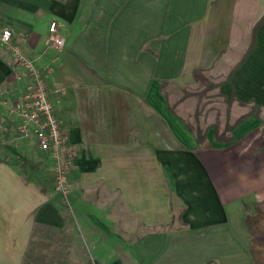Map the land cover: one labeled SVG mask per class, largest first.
<instances>
[{"label": "crops", "instance_id": "crops-1", "mask_svg": "<svg viewBox=\"0 0 264 264\" xmlns=\"http://www.w3.org/2000/svg\"><path fill=\"white\" fill-rule=\"evenodd\" d=\"M262 17L264 0H0L69 163L64 199L49 155L16 131L28 79L0 44V264H254L243 219L264 202ZM202 73L235 119L253 110L230 141L185 91ZM196 108L209 148L187 127Z\"/></svg>", "mask_w": 264, "mask_h": 264}, {"label": "built area", "instance_id": "built-area-1", "mask_svg": "<svg viewBox=\"0 0 264 264\" xmlns=\"http://www.w3.org/2000/svg\"><path fill=\"white\" fill-rule=\"evenodd\" d=\"M0 44L10 50L14 59L24 68L28 79L25 90L14 103L18 116L16 131L23 138L33 136L38 148L49 155L51 168L55 173V189L67 199L69 163L63 159L61 123L54 114L42 74L33 61L28 59L18 46L12 44L10 29H0ZM46 45L57 51L64 46V39L58 33L55 21L49 24Z\"/></svg>", "mask_w": 264, "mask_h": 264}, {"label": "trees", "instance_id": "trees-1", "mask_svg": "<svg viewBox=\"0 0 264 264\" xmlns=\"http://www.w3.org/2000/svg\"><path fill=\"white\" fill-rule=\"evenodd\" d=\"M264 22V17H262L258 23L256 24L254 30L258 29V27ZM253 44L247 51L249 54L252 50ZM246 54V55H247ZM239 66V65H238ZM238 66L234 67V71L238 68ZM234 71H232L224 80V82L231 81ZM221 83V82H220ZM165 83L162 82V86ZM185 97V95H184ZM235 98L234 93L231 94V99ZM240 104H243L240 102ZM171 109V107H170ZM173 111V110H172ZM253 111V110H252ZM252 111L248 113H244L237 117L232 123L226 121L223 127L220 124L216 123L214 128V140L217 142H227L232 139L229 135V132L235 128L238 124H240L244 119H246ZM200 111L199 109H195L193 114V121L191 124H187L188 129L192 133L196 143L201 148H209L210 144L206 140V131L207 128L202 126L199 120ZM3 161V159H2ZM0 160V162H2ZM244 225L250 235V245L248 247V251L250 257L254 264H264V207L257 205L255 207V212L253 214H246L244 216Z\"/></svg>", "mask_w": 264, "mask_h": 264}, {"label": "rangeland", "instance_id": "rangeland-1", "mask_svg": "<svg viewBox=\"0 0 264 264\" xmlns=\"http://www.w3.org/2000/svg\"><path fill=\"white\" fill-rule=\"evenodd\" d=\"M218 78H211L208 74H198V77L192 81L191 86H187L185 90L186 92L192 94L196 92V96L193 98L195 106L201 110H204L205 114L208 113L209 121L219 120L220 124L223 127L225 119L227 118L228 121L231 123L235 119V112L234 116H231V110H229V106L225 105L224 101L216 92V85ZM184 91V90H183ZM184 93L180 92L178 96H182ZM193 101L190 102L193 105ZM189 112H192L193 108L188 107ZM185 115V113H183ZM20 136L17 135V138ZM17 138L15 140H17ZM21 138V137H20ZM19 138V140H20ZM25 139V138H21ZM21 155V153H19ZM21 157V156H20ZM36 163V160L35 162ZM51 167V164H50ZM51 170H53L51 168ZM261 207H264V202L260 204ZM78 220V218H77Z\"/></svg>", "mask_w": 264, "mask_h": 264}]
</instances>
